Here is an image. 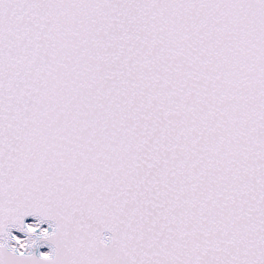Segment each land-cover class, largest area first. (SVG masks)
<instances>
[{"label":"snow or ice","instance_id":"6c2138e0","mask_svg":"<svg viewBox=\"0 0 264 264\" xmlns=\"http://www.w3.org/2000/svg\"><path fill=\"white\" fill-rule=\"evenodd\" d=\"M0 264H264V0H0Z\"/></svg>","mask_w":264,"mask_h":264},{"label":"water","instance_id":"95a60500","mask_svg":"<svg viewBox=\"0 0 264 264\" xmlns=\"http://www.w3.org/2000/svg\"><path fill=\"white\" fill-rule=\"evenodd\" d=\"M29 220H35L34 217H26L25 218V223H27ZM43 225H46L47 228L49 227L48 224H43ZM49 231H51V228H49ZM14 232H18V233H22L23 235H26L25 233L23 232H20L18 231L17 229H12L11 230V234L13 235ZM109 233L107 232V230H105V235H108ZM14 236V235H13ZM50 249H49V246L47 244H43V245H39V246H34L32 251L34 254H36L37 256L41 253V252H48Z\"/></svg>","mask_w":264,"mask_h":264},{"label":"bare ground","instance_id":"6f19581e","mask_svg":"<svg viewBox=\"0 0 264 264\" xmlns=\"http://www.w3.org/2000/svg\"><path fill=\"white\" fill-rule=\"evenodd\" d=\"M33 222H34V220H29L27 223H33ZM42 227H45L46 228V226H42ZM13 235L16 236V237H20L21 239H23L25 237V235L20 234L18 232H14Z\"/></svg>","mask_w":264,"mask_h":264}]
</instances>
